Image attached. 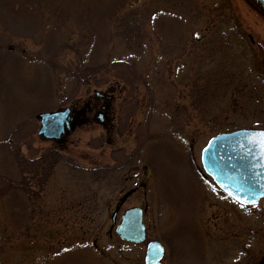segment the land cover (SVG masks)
<instances>
[{"label":"rangeland","instance_id":"1","mask_svg":"<svg viewBox=\"0 0 264 264\" xmlns=\"http://www.w3.org/2000/svg\"><path fill=\"white\" fill-rule=\"evenodd\" d=\"M95 92L113 93L118 126L92 118L52 152L37 114ZM238 128L264 129V15L248 0H0V264H141L115 232L133 206L192 264L196 204L219 195L201 149Z\"/></svg>","mask_w":264,"mask_h":264},{"label":"flooded vegetation","instance_id":"2","mask_svg":"<svg viewBox=\"0 0 264 264\" xmlns=\"http://www.w3.org/2000/svg\"><path fill=\"white\" fill-rule=\"evenodd\" d=\"M249 39L252 43L254 42L251 37H249ZM95 95L100 98L99 102L97 101V104L89 102L86 106L85 104L83 105L73 102L70 105L50 110L54 111L69 107L68 115L62 122L61 133L58 137L47 140L51 144L50 148L52 152L57 151L60 153L59 155H61V153L62 155H65L63 150L67 144L69 135L74 133L77 129L84 127L91 121L92 118H94L97 123L105 127L110 125L112 128L117 125L114 123V119L116 118L115 110L113 109V111H111L108 109L109 101H113V93L107 94L95 92ZM39 137L44 139L42 136ZM78 159L81 160L82 157L79 155ZM47 160H49L48 157ZM73 161L74 159L72 158L71 162L75 165ZM77 168L81 172L83 168H85V165L78 160ZM50 169L51 168L48 166L41 171L44 177L49 176L51 172ZM212 188L213 190H216L219 195L212 197H200V200L197 202L195 207L194 224L196 225V230L194 232H196L198 237L196 241L199 245L196 249L197 260L192 261V264H264V244L251 243L253 241L260 242V239L262 238L260 234L264 228H262L261 225L253 227L252 231H250L252 235L250 239L245 238L249 229L247 225L245 226V222L243 220L246 215H249L252 216V219L257 220L258 222L262 221L261 218L257 217L258 215H255L257 214L256 207L260 200L255 203V206L252 204L241 206V204L237 203L235 199L224 193L214 183ZM205 204H207V206ZM140 208L142 209L144 238L140 242L125 241L121 238L120 239L128 245H140L143 247L142 253L139 257L141 258V264H145L148 245L151 242H158L161 246L162 253L159 259L160 264H173L172 260L176 254L175 233H173L170 229L160 240L149 239L147 235V227L143 219L145 209L142 207ZM208 209L210 211H207ZM212 209H214V211H212ZM244 212L245 215H241V213ZM210 220L211 223L209 222ZM242 231L243 234L241 233ZM241 234L245 238V242L243 243L241 240L230 239L231 236L237 237ZM137 258L138 257H135V255H130L128 260L136 263V260H138Z\"/></svg>","mask_w":264,"mask_h":264},{"label":"water","instance_id":"3","mask_svg":"<svg viewBox=\"0 0 264 264\" xmlns=\"http://www.w3.org/2000/svg\"><path fill=\"white\" fill-rule=\"evenodd\" d=\"M249 2L264 14V0ZM68 111L66 108L61 111L40 113L38 134L45 138L58 137ZM253 131L264 129L242 128L211 137L201 151V164L205 172L227 194L235 199L247 198L249 201L257 202L258 199L264 198V161L255 155L256 149L249 145L246 139V135ZM141 220L142 210L138 207L131 208L122 215L116 231L125 240L139 242L144 238ZM161 253L158 242L149 243L145 264H160Z\"/></svg>","mask_w":264,"mask_h":264},{"label":"snow or ice","instance_id":"4","mask_svg":"<svg viewBox=\"0 0 264 264\" xmlns=\"http://www.w3.org/2000/svg\"><path fill=\"white\" fill-rule=\"evenodd\" d=\"M246 139L252 147L256 149L255 155L259 156L264 161V131H253L246 135ZM236 202L245 206L248 203H252L255 206V201H249L247 198L241 199L237 197Z\"/></svg>","mask_w":264,"mask_h":264}]
</instances>
